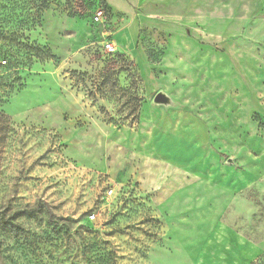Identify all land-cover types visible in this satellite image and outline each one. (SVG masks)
I'll list each match as a JSON object with an SVG mask.
<instances>
[{
	"label": "rangeland",
	"instance_id": "1",
	"mask_svg": "<svg viewBox=\"0 0 264 264\" xmlns=\"http://www.w3.org/2000/svg\"><path fill=\"white\" fill-rule=\"evenodd\" d=\"M43 202L0 264H264V0H0V211Z\"/></svg>",
	"mask_w": 264,
	"mask_h": 264
},
{
	"label": "trees",
	"instance_id": "2",
	"mask_svg": "<svg viewBox=\"0 0 264 264\" xmlns=\"http://www.w3.org/2000/svg\"><path fill=\"white\" fill-rule=\"evenodd\" d=\"M50 53V52H48ZM106 77L103 78L102 85H106ZM46 206V203H39L37 206L33 208H26V209H20L16 210L15 212L6 215L3 211H0V229L8 232H14L19 233L22 228L21 226L16 222L17 218L20 217H34L37 216L38 213L42 210L43 207Z\"/></svg>",
	"mask_w": 264,
	"mask_h": 264
},
{
	"label": "built area",
	"instance_id": "3",
	"mask_svg": "<svg viewBox=\"0 0 264 264\" xmlns=\"http://www.w3.org/2000/svg\"><path fill=\"white\" fill-rule=\"evenodd\" d=\"M104 20V10L102 8H97L94 13H93V21L94 22H97V23H100ZM104 47L106 48V50L108 51H113L115 48H114V43L113 42H110V41H106L104 43ZM113 193V190H109L107 192V195H112ZM91 218H94V214L91 215Z\"/></svg>",
	"mask_w": 264,
	"mask_h": 264
},
{
	"label": "water",
	"instance_id": "4",
	"mask_svg": "<svg viewBox=\"0 0 264 264\" xmlns=\"http://www.w3.org/2000/svg\"><path fill=\"white\" fill-rule=\"evenodd\" d=\"M168 98L167 96H165L163 93H159L156 97H155V102L157 103H163V102H168Z\"/></svg>",
	"mask_w": 264,
	"mask_h": 264
}]
</instances>
